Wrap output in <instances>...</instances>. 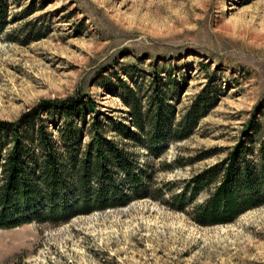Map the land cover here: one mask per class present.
Listing matches in <instances>:
<instances>
[{"label":"rangeland","instance_id":"374dc122","mask_svg":"<svg viewBox=\"0 0 264 264\" xmlns=\"http://www.w3.org/2000/svg\"><path fill=\"white\" fill-rule=\"evenodd\" d=\"M4 5L0 122L17 123L44 100H92L106 138L143 167L149 196L159 190L162 197L134 199L55 226L32 222L0 230V264H264V205L232 223L203 227L193 212L217 184L184 212L164 203L182 194L193 176L222 162L240 140L248 162H264V0H5ZM130 90L147 111L156 96L162 99L172 130L182 128L187 113L197 117L191 134L166 142L158 158L124 139L118 128L128 124L123 102ZM96 116L83 110L69 122L77 132V156ZM252 119L256 124L246 136L244 126ZM39 126L65 151L60 131L67 124L53 109L18 126L22 149L39 159ZM6 136L0 133L10 150ZM115 181L125 185L122 175ZM29 208L12 209L29 215ZM46 208L43 203L37 212Z\"/></svg>","mask_w":264,"mask_h":264},{"label":"trees","instance_id":"16d2710c","mask_svg":"<svg viewBox=\"0 0 264 264\" xmlns=\"http://www.w3.org/2000/svg\"><path fill=\"white\" fill-rule=\"evenodd\" d=\"M4 4L5 0H0V34L5 20ZM123 103L128 109L129 120L127 125H120L118 133L155 158L162 155L166 142L186 139L197 122V117L187 113L182 128L172 130L171 118L164 113V102L158 96L148 111L132 90ZM51 109L61 112L67 124L65 130L60 131L64 135L61 139L65 151L59 152L56 141L39 126L35 132L39 159L32 158L31 152L22 149L23 136L18 126L26 125L33 115L38 118L40 113ZM83 110H90L97 116L89 127L90 140L77 156L78 151L73 146L77 132L69 122ZM97 111L92 100H44L17 123L0 122V133L12 141L8 150L5 149L8 141L0 138V230L32 222L55 226L77 215L126 206L134 199L162 197L159 190L149 196V184L143 182L146 176L143 167L131 153L106 138ZM255 124V120H250L244 126V135L252 132ZM147 126L150 131L145 133ZM244 150V140H240L222 162L193 176L185 184L183 193L172 196L165 205L184 212L203 190L217 184L193 212L194 222L203 227L232 223L243 213L263 206L264 162H248ZM217 170L220 173H215ZM120 175L125 178L124 186L115 181ZM126 187L129 190L126 191ZM43 203L47 208L38 213ZM14 205L30 207L31 213L17 214L13 212Z\"/></svg>","mask_w":264,"mask_h":264}]
</instances>
